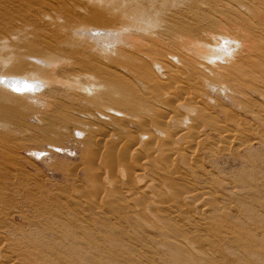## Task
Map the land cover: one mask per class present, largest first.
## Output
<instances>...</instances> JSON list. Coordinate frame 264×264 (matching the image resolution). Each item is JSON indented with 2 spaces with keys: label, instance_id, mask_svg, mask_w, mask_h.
Here are the masks:
<instances>
[{
  "label": "rangeland",
  "instance_id": "374dc122",
  "mask_svg": "<svg viewBox=\"0 0 264 264\" xmlns=\"http://www.w3.org/2000/svg\"><path fill=\"white\" fill-rule=\"evenodd\" d=\"M94 1L96 2V0H0V250L2 251H0V256L3 254L7 257L6 258L2 255L0 257V264H101V261H103L104 264L105 262L106 264H118V262L119 264H139L140 262H144L140 264H145V262L146 264H202L201 262L196 263L199 260L196 258L198 256L195 254H197V248L201 247L203 251H205L208 248L207 246V248L205 246L203 248L199 242L195 243L194 241L195 247L200 245L199 247L197 246V248H195V252L193 251L194 249L189 251L190 249H179L176 246H169L168 248L171 250L167 249V247L164 249L161 236L157 231L158 228L159 230L161 227L164 228L163 225L168 226L167 223H169V217L174 221L173 222L170 219V222L180 224L182 223L181 218L183 216L188 220V215L189 218H191L190 223H192L193 227L197 226L194 227V230L196 228V233L202 232L201 234H203V232H205L204 236L207 234L206 238L213 236L211 237L212 239H210V237L208 239L214 241L215 245H218L216 254L218 253L220 256L215 254L219 257V259L215 256V258H213L214 263L264 264V129H262L263 124L261 119L256 117L259 114L261 115L259 107H264V100L262 99L264 97L260 95L261 93H259L263 91L264 88L261 86V83H256V85L253 84V86L252 83L246 81L245 85L241 88L242 92H238L234 90V88H228L225 83H212L209 76L211 74H209V69L206 70L205 68V70L208 71V73H206V71L204 72V69L200 67V70L203 72L198 73L195 71L197 74L195 72L192 74L191 72L188 75V78L191 76L189 79H178H181L180 83L182 82L183 84H186L189 89H194L192 90V96H195L196 99L194 98L193 102L195 101L197 103L196 105L199 106L198 108L197 106L194 107L195 109L197 108V111L200 108V112H196V110L191 111V108L193 109V104H195V102H192L191 104L189 101H184V104L183 99L181 98L178 99V102L176 100V102L173 101L174 106H172L171 101L167 102L166 104L168 105L171 102V105H167V109H164V106L161 104L165 103L162 102L158 105L160 102L157 97L161 96L163 93L168 94L171 87H167V78L165 76V72H163L162 68L158 65L159 63H156V66L154 62L150 63L152 60L149 61V56H151V58H157L160 55V58H164V62L159 57L156 59L157 61L159 60L161 62L160 64L165 63L172 68L179 67L181 69L183 67L184 64L182 65L179 58L174 56L172 57V54L169 52V48H165L163 45H156L162 40V38H157V36H154L155 38L152 37V33H156V30H153L154 25L152 24H155L156 27L154 28L161 26L157 23L162 17L160 14L169 17V12V14L178 17L179 14L180 16H183L181 14L183 13L185 14L186 19L188 18L187 20L183 21L185 25L180 24V27L173 25L176 27V29L172 30L176 31L175 33L178 31L182 32L177 33L182 37L179 39V42L180 40L183 41L185 39L186 43H189L188 39L195 37L197 40L194 38L190 42L195 40L196 42H194L199 46L200 43H204L203 40L209 41L210 37L213 35H217L219 38V34L222 29H225L224 31H226V34L228 30L229 35H227L230 36L231 39L233 38L232 41L229 40L230 38H228L226 35L222 38V34H224V31H222L223 33L220 35L222 39L219 40L216 37L215 39L218 41L212 42L216 48H222L221 51L218 53V50L214 58L210 57V60L208 57V59H206L208 62H205L206 66L210 68V70H216L218 67H220L219 70H221V68L224 69V67L227 65L226 62L243 58V53L241 52H244V47L242 45L245 43L243 42L244 44H242L241 37L243 35L240 36L242 32H246V30L248 32L250 30V32L246 33L252 34L253 32H256L253 34L258 36V34H260L259 30H264V28H258V24L264 23V0H244V4L245 6L247 5V7H250L248 4H251V1L253 2L251 9L254 7L253 5H255V3L258 4H256L257 7L255 6L254 8V10H257L258 8V10L255 11V15L252 14L253 12L250 13L251 10L248 11L250 15L255 16L254 18L248 15L247 9H241L238 6L240 4H237L239 0H236L237 2L234 0H224L225 2L227 1L226 3L221 2L222 0H216L218 3H214L215 0L214 2L211 0H200L199 5H197L198 0H195L196 2L194 0H143V3L140 2L142 0H132L134 2L128 0L131 9L137 4L138 1L143 5L145 4L146 7H148L147 4L150 3L149 7L147 8L150 9L148 11L144 9L145 6L140 5V3H138L140 6L137 4L138 7H140L142 10H146V12L149 13L147 17L144 16L145 13L143 11L141 12L140 8L139 9L141 13L137 10V6L135 11V14L139 12L142 14V16H144L142 20L145 17H149L151 19L150 20L148 18L147 20L145 18L147 21H149L148 23L146 20L143 21H146L147 24L146 25L144 23L143 26L145 28L150 26L147 28V30L150 32L148 35L146 33L148 32L147 30H145V34H140L144 33L142 32L144 31V27L142 26L143 22H141L139 25L136 23L135 18L133 17L135 10L134 8L133 12H131V9L126 8V10H129L128 13H133H130L131 15L127 12L126 14L123 13L125 16H129L127 19V16L125 17L122 13L120 14L117 12L119 10L122 12L124 11V9L121 8L122 5L120 6L118 4L121 0H104L103 3H100L102 2L101 0L100 2L97 0V3L101 5L94 3ZM107 1H109L107 5L109 6V11L111 12L113 9L112 13H117L121 17L123 16L122 19L121 17H118L117 14L116 17L120 19L116 18L115 15L113 16V14L106 10L108 9L107 7H105V10L103 9V7L107 4ZM123 1L124 0H122L120 3ZM128 1L126 0L124 4L127 3L128 5ZM90 2H92V4H90ZM112 2H114V4ZM131 2L134 5H132ZM204 2L206 3L205 5L211 7L208 8L207 6L203 5ZM178 3L180 8L177 6ZM222 3L223 5H220V7L219 4ZM227 3H230L231 7L235 6V9L231 12L228 10L222 11ZM124 4L123 8L126 6V4ZM93 6L95 7L94 9ZM174 6H177L180 11H178L177 7L174 8ZM202 6L204 8H202ZM258 6H263V8ZM97 7L99 9H97ZM115 7H118L117 11V8ZM217 9H220L219 12L221 11V14H218ZM93 10L96 11L97 16ZM185 10L188 11V13ZM239 11L243 14H238ZM100 12H102L103 16H101L102 14L100 15ZM193 12L200 14V17L197 14H195L197 15L195 16L196 19H194L193 16L191 17V13ZM256 12L259 14L262 12L261 14L263 15L260 14L261 16H258L259 14L257 13L258 15H256ZM98 14L99 17L101 16L100 18L98 17ZM222 14L223 17L224 14L227 16L225 15L226 17L223 18ZM232 14L237 19L234 18ZM186 15H189L190 17ZM204 15L207 17H204ZM208 15L209 18L210 15L211 17L214 16L215 18L209 20ZM130 17L132 20H134L132 21ZM95 18L99 21L101 20L100 22H102V27L99 25L97 28L94 26L96 23H94L92 26V22L96 20ZM171 18L172 17L170 16L169 19ZM218 18L221 19V22L218 21ZM226 18H230V21L234 19L235 20L234 22L232 21V23L228 22L229 20ZM238 18L241 19L239 20ZM255 18H257V21ZM259 18L262 19L260 20L262 22L258 21ZM115 19L119 20L117 21L118 23L122 21L121 25L123 26H126V23L127 25L133 24V27H131V25L130 29L134 28V31L137 34H140V38L139 34L137 35L134 33L132 29L129 33V26H127L128 28L125 27L127 30L125 29L123 31L122 28L124 29V27H120L121 25L117 23L119 25L118 26ZM163 19L165 20V17ZM66 20L68 21L66 22ZM123 20H125L124 22L126 23L123 24ZM191 20L194 21L191 22ZM236 20L238 21L236 22ZM252 21L256 23V28H254L255 26L253 25ZM90 22L92 24H90ZM150 22L151 24L148 25ZM77 23L79 25H77ZM103 23L107 24L104 26ZM68 24L73 27L71 28L70 25L68 26ZM108 24L113 25L114 27L110 25L108 26ZM136 24L138 25L137 27H139V29L136 28ZM234 24L238 27H232L235 26ZM245 24L249 27H246ZM80 25L82 26L83 30L78 29ZM141 26L143 29L140 32L138 30H141ZM181 26H184V28L182 27L181 29ZM242 26H245L244 28L247 29H244ZM56 27L58 28L56 29ZM67 27L69 29H67ZM151 27L152 29H149ZM109 28L111 31L113 30V32L116 30V33L112 34ZM51 29L57 31L54 32V30L52 31ZM184 29L188 32H186ZM234 29L236 30L234 31ZM120 30L123 32L121 33ZM238 30H240V32ZM60 31H63L64 33ZM127 31L129 33L127 34L128 37L130 36L129 38L132 36L134 37L133 41L137 40V42H135L138 44V47L142 45L141 42L146 41L143 44H146L144 46L146 48V52L143 51V45V48L140 49L141 51L137 50L136 48L138 47H136L135 42L128 40L129 38L127 39L126 35H122ZM65 32L67 33V36ZM215 32H217V34H215ZM233 32H239L240 34ZM245 32L243 33L244 36L246 34ZM182 34L187 35L188 38ZM233 34L235 35L236 39H234ZM236 34L237 36L239 35L238 38ZM145 35L148 37H145ZM59 36L62 37L58 38ZM196 36H198V38ZM135 37H137V39H135ZM224 37H227L228 39H224ZM149 38L152 39L151 42L149 41ZM153 38L158 41H155ZM140 39H143V41H140ZM199 39H202V41H198ZM256 39L258 40L259 38L256 37ZM123 41H125L126 45L129 47L125 46ZM138 41L140 42L138 43ZM238 41H240V45ZM148 42L149 45H151V47L148 45L149 49L154 48L152 51H149L146 47ZM181 42L179 43L180 46L185 48H188L187 46L194 44L193 42L192 44L189 43L188 45L187 43L186 45L182 42L183 45H181ZM198 42L200 43L198 44ZM217 42L220 43V46ZM164 43H166V41ZM123 44L124 46H122ZM132 44L134 46H132ZM166 44H168L169 47L174 45L173 40L172 45L171 42ZM130 46H132V48L135 47L133 48L135 51ZM240 46H242V49ZM228 49L231 52L228 51ZM211 50H214V48ZM211 50L209 48L210 52ZM121 51L124 55H126L125 57L122 55ZM140 52H144L142 54L149 55L145 56ZM127 53L130 54L128 55ZM120 54L122 61H125V65L122 61H120ZM162 55H166L167 57L165 56V58ZM128 56L130 57L128 58ZM140 59H145V61L143 60L144 62L149 61V65L148 62L145 64L142 60L140 61ZM119 62H122L121 64L123 65L121 66ZM132 62H135L136 64H133ZM117 63L120 64V66L116 65ZM142 63L148 66L143 65L141 67ZM151 64L153 66L149 67ZM126 65H132V67H127L128 69L130 68V72L127 70V68H124ZM133 65H136V71L140 70L139 73L142 71L144 72V70L152 69L149 72L156 73V79H158V75V77H161V79L157 80V82L161 80L163 81L165 78L166 80L164 79V81L166 83H164V81L160 82V86H162L164 83V86L161 88L157 87L159 84L157 86L153 85V88L151 86L152 84H147L145 81L144 85V82L139 80L140 75H138L139 77L137 75H135L136 77L134 76L136 71L133 68ZM145 67H147V69L143 70ZM185 67L186 66H184V68ZM101 68L104 73L102 72ZM109 69H111L109 73L111 76L106 74L109 72ZM113 69L116 73H118L117 77L114 71H112ZM131 69H133L135 72L133 73ZM96 71L98 72L96 73ZM99 71L105 76H101ZM105 71L107 72L105 73ZM161 71L164 78L161 76ZM98 73L100 77H98ZM106 77L112 81L109 82ZM123 77H125V79ZM24 78L36 80L41 86L39 89L33 87L30 89L27 88V90H25L23 87H21V84L25 83ZM98 78H100V80H97ZM121 78H123V80ZM114 79L116 82H113ZM125 82L134 85L131 86ZM175 82H177V80H175L174 83ZM105 83H109L108 86ZM123 83L127 86H125ZM113 84L116 86L119 85V88L124 86V89H118V87L116 88V86H112ZM19 85L21 88L18 87ZM95 85H98V88ZM139 85H141L142 88ZM149 85L150 89H145ZM132 87L133 89H131ZM192 87H195L196 89ZM250 87L253 88L251 89ZM17 88L21 90L20 93L15 91ZM85 88L86 90H83ZM114 88L118 91H116ZM128 88L129 91H127ZM136 88L139 91L136 90ZM151 88H157L158 90L161 89L160 91H157V93L161 92L160 95H156L154 90V92H152L154 96L153 97L151 95V90L153 89ZM256 88H258L259 92L256 90ZM231 89H233L235 93ZM131 90L134 91H132L133 93L136 91L138 92H136L135 96H133L134 94L129 93ZM171 91L172 89H170V92ZM193 91H196L197 93ZM118 92L119 94H117ZM124 93L127 97L124 95ZM241 93L243 94L241 95ZM147 94L150 96V99ZM129 95L133 97L130 98L128 97ZM136 95L141 97L142 100L137 96L138 99L143 101L142 103L136 98ZM124 97L125 100L128 101L126 105L124 103L126 101H123ZM127 98L134 99V101L137 102H134L133 100L129 101ZM179 101H181L180 104H178ZM146 102L149 105L146 104ZM240 102H242L241 106L239 105ZM244 103H247V105L251 108L256 107L258 109L251 110V108L247 107L246 104V106L243 107ZM176 104L184 105L182 108V105L181 107H177ZM142 105H144V108ZM127 106L130 107L127 108ZM154 106L158 107L156 108ZM170 106L171 108L180 107V109H178L180 115L178 113L177 114L179 116L175 114V111L172 110H175L176 108L171 109ZM159 107H162L163 110ZM245 107H247L246 109L249 108L250 114L246 112L247 110ZM155 108L162 110L159 111L158 114L163 112L164 116H162L161 113V115L157 117L158 115L156 116L155 114ZM188 108H190V110ZM168 109L172 111V113H170ZM185 111H189V113L187 112L189 114L188 116L193 117L188 119ZM147 112L149 116L147 115ZM252 113H255L256 115ZM165 114L167 116H165ZM262 114L264 115V113ZM169 115L171 122L168 118ZM206 115L211 117L214 116L212 119H217L213 120L214 122L216 121L215 124H220L215 126V124H212V121H210L211 118H209V116L207 117ZM232 115L233 117H231ZM172 116L176 118H171ZM203 116L205 118H203ZM232 118L236 121H234ZM139 121H141V123ZM235 122L239 124L240 129L236 127L237 124L235 125ZM190 125L192 126V129L190 128ZM222 125L224 126V129L222 130H220L221 128H217L218 130L215 128ZM194 126H196V128ZM212 128L215 129L213 130ZM241 128L243 129V132L240 136V141L232 142V140H229L227 138L228 136L224 134L226 131L230 132V135L237 134L235 130H242ZM255 130L258 132L260 131L261 133H256ZM240 132L241 131H238V133ZM172 133L174 134L172 135ZM224 135L227 136L226 138L228 140L224 141V138L222 137ZM258 136L260 138H258ZM188 137L190 139H188ZM191 143L192 145L189 146ZM170 148L173 151L169 150ZM168 152L171 153L169 155L170 157L168 156ZM212 153L215 155L213 156ZM184 155L187 156L185 157ZM188 157L189 159H187L188 161L186 162V165L183 159L185 160ZM129 164H133L132 168L134 165L135 167L132 169L130 168L131 166ZM196 165L201 167L197 169L198 167ZM128 167L134 171L132 172ZM176 169L180 170L177 171ZM216 177H218V179L224 183L217 180ZM204 180H207L210 183L207 181L205 182ZM181 181L184 183L182 184ZM199 181H201L200 184H214V187H209L208 184L204 185L205 187L203 185L202 186L203 190L209 188V190H212L210 191L211 193H213V190H215L216 193H214L216 196L217 194L220 195L218 199H215L213 205H218L217 209H220L219 212L225 213L221 218L218 220L210 218L213 219V221L207 222L205 224L206 226L204 224L195 225L196 222L199 221V218L197 219L198 216L195 217L191 211L187 209L188 204H190V207H192V204L194 205L192 202H198L194 201V199L191 203L189 202L184 207L185 210H183V212L185 213L182 212L183 215L179 219L175 216V214L172 216L173 214L171 215L169 213L170 216H168L169 214H167L168 212L165 210H162L161 213L160 211H157V213L159 212L158 214L160 215L159 219L157 220L152 219L153 216L149 217L154 212L156 213V208L154 209L155 202H160L162 205L164 203V199L170 198V200H168V204L165 200L163 206L169 205L171 203V195L179 197V193L181 198L174 197V199L176 198V200H181L187 195V190L182 189H187L189 186L202 190V186L199 185ZM222 183L223 185H220ZM217 185L220 186L216 187ZM181 186H183V188ZM215 187L216 189H214ZM170 188L171 190H174L172 188L177 189V192L174 190V193L170 190ZM160 193L161 195L167 194L162 195L165 197L162 198ZM231 193L236 197L231 195L232 199H230L231 197H229V195ZM157 195H159L161 198H159ZM226 196L229 197L230 200ZM159 199H163L162 202ZM133 201L134 203L136 202V204H140L143 207H139L137 205L133 206L134 203L131 205V202ZM142 203L144 204L142 205ZM159 204L158 206H161ZM127 205H131V207H128ZM149 205L152 206V208ZM208 205L210 206V204ZM219 206H221V208H218ZM144 208H146L147 211H145L146 209ZM200 208L201 207H199V209ZM227 208L230 209L228 210ZM150 209H153V211ZM251 211H253V213ZM151 212L153 213L150 214ZM164 212H166V214ZM155 213L153 215H155ZM164 214L165 216L162 217L161 215ZM186 215L187 217H185ZM190 215L192 217H190ZM250 218L252 220H250ZM150 220L156 222H150ZM143 221L147 223V226L150 228L151 226L154 228H147ZM161 224L163 225L161 226ZM220 225L223 227V229L220 227ZM139 227L146 229L141 230ZM224 227L226 231L224 230ZM118 229L121 232H119ZM192 229H186V232L184 231L185 233L183 232L182 235L185 236L187 233L190 235V232L194 231ZM198 229L202 231L200 232ZM216 230L218 231L220 238L219 236L217 237V234H214L217 233ZM144 233H146V235ZM193 233L195 234V231ZM194 234H191V236H194ZM189 235H186V237H190ZM193 236L192 238L195 237ZM129 237L130 239L132 238L131 240L137 239L133 242L129 240ZM214 237L218 240H215ZM139 241L143 243V246ZM131 243L133 245H131ZM220 243L224 244L222 245ZM145 244L146 247L144 246ZM147 245H149L148 248ZM229 245H231L232 249ZM172 248L174 249L172 250ZM201 248H199L200 250L198 251H202ZM141 249L144 252L140 251ZM147 251L148 255L146 253ZM171 251H174V253ZM259 251L261 255L258 253ZM142 253H145V256ZM158 253L159 255H162L158 256ZM139 255L142 256V258L145 257L147 260L140 259ZM169 255L171 258H169ZM234 255H236L237 258ZM148 256H150L151 259L154 257L152 259L153 261L150 260V257L148 258ZM176 256L182 257L181 263L176 262ZM35 257L38 259L36 260ZM173 258L175 261L172 260ZM166 261H170V263Z\"/></svg>",
  "mask_w": 264,
  "mask_h": 264
},
{
  "label": "bare ground",
  "instance_id": "6f19581e",
  "mask_svg": "<svg viewBox=\"0 0 264 264\" xmlns=\"http://www.w3.org/2000/svg\"><path fill=\"white\" fill-rule=\"evenodd\" d=\"M90 1H92V0H90ZM101 1H102V2H100V0H98V2H100V3H103L104 0H101ZM109 1H111V0H109ZM109 1L106 2L107 4H106L104 7L102 6L104 10H105V7H107V8L109 7V6H107L108 3H109ZM119 1H120V0H119ZM119 1H118V2H119ZM121 1H122V0H121ZM121 1H120V2H121ZM127 1H128V0H127ZM131 1H132V0H131ZM135 1H136V0H135ZM194 1H195V0H194ZM199 1H200V0L197 1V2H198L197 5L200 4ZM211 1L214 2V0H211ZM211 1H209V2L212 3ZM231 1H232V0H231ZM231 1H230V2H231ZM234 1H236V0H234ZM234 1H233V2H234ZM254 1H256V0H254ZM260 1H261V0H260ZM120 2H119L118 4H119L120 6L122 5L121 8L124 9V11L122 12V11L119 10V11H120V12H119V11H117V10H118V7H115V8H117L116 11H117L118 13H120V14H121V13H122V14H123V13L126 14V12L128 13L129 10H126V8L131 9L130 6H129V4H130L129 1H128V5H127V3H125L126 6H127V7L124 6L125 8H123V4H124V2H126V0H124L122 3H120ZM132 2H134V1H132ZM132 2H131V4L134 5ZM140 2L143 3V0L140 1ZM140 2L138 1L137 4L140 3ZM195 2H196V1H195ZM195 2H194V3H195ZM216 2L218 3V1L215 0L214 3H216ZM221 2L224 3L225 1L222 0ZM221 2H219V3H221ZM226 2H227V1H226ZM226 2H225V3H226ZM236 2H237V1H236ZM241 2H243V3H241ZM245 2H246V1H245ZM258 2H259V1H258ZM94 3H97V0H96V2L94 1ZM112 3L114 4V2H112ZM141 3H140V5H143V4H141ZM210 3H209V4H210ZM223 3H222V4H219V6H220V5H223ZM239 3H240V4H239ZM248 3H249V2H248ZM252 3H253V2L251 1V4H250V3L248 4V5H250V7H249V6L247 7V5L245 6V4H244V0H239L237 4H239L238 6H239L241 9H242V8L247 9V13H248V15H249V16H252V17L254 18L255 16L250 15L248 11L251 10L250 13L253 12L252 14L255 15V11H257L258 8H257V10H254V8H255V6H256V4H257V3H255V5H253L254 7L252 8V9L254 10V11H253V10L251 9V5H252ZM259 3H261V2H259ZM90 4H92V2H90ZM97 4H98V5H101V4H99V3H97ZM104 4H105V3H104ZM110 4H111V3H110ZM125 4H124V5H125ZM135 4H136V3H135ZM137 4L133 6V8H134L135 10H134L133 8L131 9V12H133V10H134V14L131 13V12H130V13L134 15L133 17L135 18L136 23H138V25H139V24H140L141 22H143L144 20H146V19L148 20L149 17H148V18H146V17L149 15V13L146 12V10H147V11L150 10V9H147V8L149 7V4H150V3L147 4L148 7H146L145 4L143 5V6L146 7V8L144 7V9H146V10H142L140 7L137 6ZM201 4H202V2H201ZM205 4H206V3L204 2L203 5H205ZM235 4H236V3H235ZM237 4H236V5H237ZM102 5H103V4H102ZM119 5H118V6H119ZM138 5H139V4H138ZM140 5H139V6H140ZM178 5H179V3L177 4V6H178ZM195 5H196V4H195ZM212 5H214V4H212ZM257 5H258V4H257ZM263 5H264V4H263ZM91 6H92V5H91ZM91 6H90V8H91ZM94 6H96V5H94ZM94 6H93V9L95 8ZM128 6H129V7H128ZM136 6L138 7V9H137ZM143 6H142V7H143ZM177 6H174V8L177 7ZM205 6H207V5H205ZM232 6H234V5H232ZM98 7H99V6H98ZM98 7H97V9H99ZM110 7H111V6H110ZM112 7H113V6H112ZM131 7H132V6H131ZM178 7L180 8V6H178ZM178 7H177V8H178ZM188 7H189V6H188ZM196 7H197V6H196ZM196 7H195V8H196ZM207 7H208V6H207ZM209 7H211V6H209ZM209 7H208V8H209ZM220 7H221V6H220ZM256 7H257V6H256ZM258 7H262V8H263V6H258ZM115 8H114V9H115ZM139 8L141 9V12L143 11V12L146 14V15H145V14L143 13L144 16H146V17H145L146 19L144 18V19L142 20V18H143L144 16H142V14H140L141 12H140V9H139ZM150 8H151V7H150ZM179 8H178V11H180ZM184 8H185V7H184ZM191 8H192V7H191ZM191 8H189V9H191ZM195 8H194V9H195ZM202 8H204V7L202 6ZM218 8H219V7H218ZM222 8H223V7H222ZM136 9H137L140 13L137 11L138 13L136 12L137 14H135ZM200 9H201V8H200ZM200 9H197V10H200ZM234 9H235V6H234V7H231V4H230V3H227V5L224 6V8L222 9V11H223V10H228V11L231 12V11L234 10ZM236 9H237V8H236ZM244 9H243V10H244ZM91 10H92V9H91ZM95 10H96V9H95ZM95 10H93V11H95ZM106 10L109 11V8L106 9ZM167 10H168V9H167ZM170 10H171V9H170ZM192 10H193V9H192ZM212 10H213V9H212ZM217 10H218V11H217L218 14H221V11L219 12L220 9H217ZM243 10H242V12H243ZM263 10H264V9H263ZM97 11H98V10H97ZM112 11H113V9L111 10V12H110V11H109V12H110L111 14H113ZM165 11H166V10H165ZM185 11H186V10H185ZM185 11H184V12H185ZM190 11H191V10H190ZM190 11H189V12H190ZM193 11H194V10H193ZM215 11H216V10H215ZM228 11H227V12H228ZM237 11H238V10H237ZM245 11H246V10H245ZM261 11H262V10H261ZM105 12H106V11H105ZM109 12H108V13H109ZM174 12H175V11H174ZM186 12L188 13V11H186ZM186 12H185V13H186ZM198 12H200V11H198ZM203 12H204V10H203ZM212 12H214V11H212ZM217 12H216V14H217ZM242 12L239 11L238 14H239V13H240V14H243ZM94 13H96V11H95ZM114 13H115V10H114ZM130 13H128V14H130ZM162 13H164V12H162ZM166 13H167V11H166ZM170 13H171V12H170ZM180 13H181V12H180ZM193 13H194V12H193ZM193 13H191V17L193 16L194 19H196L195 16H197V15L200 17V14H197V12H195L194 14H193ZM201 13H202V12H201ZM257 13H258V12H256V15L259 14V13H258V14H257ZM261 13H262V12H261ZM261 13H260V14H261ZM91 14H92V13H91ZM101 14H102V12H100V15H101ZM116 14H117V13L113 14V16L115 15V17H116ZM131 14H130V15H131ZM173 14H174V13H173ZM175 14H176V13H175ZM181 14H182L183 16H180V14H179V16L176 17V16H173L172 14H169V12H168V15H170V16L172 17L171 19H169L170 16L168 17V16H164L163 14H160V16L162 15V17H163V16L165 17V20L163 19L164 17H163V18L161 17V19H163V20L160 19V20L157 22V23H158L159 25H161V26H160V27L157 26V28H154V27H156L155 24H154V23L152 24V25H154V27L151 25V26L153 27V30H154V29L156 30V31L154 30L156 33H154V32L152 33V35H153L152 37L157 36V38H158V37L162 38V40H161L159 43L156 42V43H157L156 45H157V46L163 45L165 48H169V52H170V54H172V57L174 56V57L179 58L180 61H181V63H182V65L184 64L183 67H182L181 69H180L179 67H174V68H172L171 66H169V65H167V64H165V63H164V64H160L161 62H160L159 60H158L159 62L156 60V59H158V57H159L160 55H159L157 58L154 57L155 59H154L153 57L151 58V56H149V58H150L149 61L152 60L150 63H152V62H154L155 64H156V63H159L158 65L162 68L163 72H165V76H166V78H167V82H168V83H166V82L164 81L165 78L162 76L163 73H162V71H161V76L164 78V79H163V78H162V79H163L164 83H166V85L168 84L167 87L170 86V87H171L170 89H172L171 92H170V89H169V93H168V94H166V93L164 94V93H163V94H161V96L157 97L158 100H159V102H160V103H158V102L156 101V102L158 103V105L161 104L162 102H164L165 104L162 103L161 105L164 106V107H163L164 109H167V105H168V104H166L167 102L171 101V102H172V106H174V105H173V103H174L173 101L176 100V101L178 102V99H179V98L183 99V102H184V101H185V102H186V101H189V102H191V104H192L193 99L195 98V96H192V90H194V89H189L188 86H186V84H183L182 82L180 83V80H181V79H180V80H178V79H179V78L189 79L191 76L188 78V75H189L191 72H192V74H193L195 71H197L198 73L203 72V71L200 70L201 68L204 69V72H205L206 70L209 69V70H208V71H209V74L211 73L209 76H210V80H211L212 83H215V84H218V83H219V84H221V83H225V84L228 86V88H234V90H236V91H238V92H242V91H241V88H242V86L245 85V82H246V81H249L250 83H252V85H253V84L256 85V83H261V86L264 88V30H259V29H258V30H259V33H260V34H258V36L254 35L253 33H256V32H253V31H251V32H253V33H252L253 35H252L251 33L247 34L248 32H250V30H249L248 32H247V30H246L247 33L244 31V32L247 34V35L245 34V36H244V34H243L244 32H242V34L239 33L240 30H238L239 32H233V33H239L240 36L243 35V36L241 37V38H242V44L245 43L244 45L241 44V45L244 47V48H243L244 52H241V53H243V58H240V59L238 58L239 60L234 59L235 61L231 60V61L226 62L227 65H226V67H224V69L221 68V70H219L220 67H218L216 70H210V68H208V67L206 66V63H205V62H208V61H206V59H208V57H209V59H210V57H211V58H214V57L216 56V54H217V51L219 50V51H218V53H219V52L221 51V49H222V48L220 49V47H219V48H216V47L213 45L214 43H212V42H214V41H218V40L215 39L216 37H217V39H219V40L222 39L223 36H225V35H226L228 38H230V36H228V35H229V34H228V30H227V34H228V35L225 33L226 31H224L225 29H224V30L222 29V31H224V34H222V38L220 37V35H221V33H223V32L220 30L221 32L219 31V32H220V34H219V38H218L217 35H213V36L210 37L209 41H207V40L204 41V40H203L204 43H200V42H198V44L200 43L199 46L197 45V43H195V42H196L195 40H197L195 37H194V38H195V40H194L195 42L193 41L194 44H192L193 42H190V41H192V40L194 39L193 37H191L192 39L189 38L190 40L188 39V41H189V43L192 44V45L190 46L189 43L187 42L188 45H189V46H187L188 48H185V47H183V46L181 47L179 43H180L182 40H180V42H179V39H181L182 37L180 36V34H179V35L177 34L179 31H178L177 33H175L176 31H172V30H175V29H176V27H174L175 25H176L177 27H180V26H179L180 24L185 25L183 21L187 20L188 18L186 19L185 14H183V13H181ZM195 14H197V15H195ZM202 14H203V13H202ZM204 14H205V13H204ZM208 14H209V13H208ZM238 14H237V15H238ZM260 14H259L258 16H261V15H263L264 13L261 14V15H260ZM92 15H93V14H92ZM105 15H106V14H105ZM109 15H110V14H109ZM117 15H118V14H117ZM166 15H167V14H166ZM177 15H178V13H177ZM206 15H207V14H206ZM206 15H204V17H205ZM211 15H212V14H211ZM211 15H210V18H209V15H208L209 20H212V19L215 18L214 16L211 17ZM225 15H226V14H224V17L227 16V15H226V16H225ZM237 15H236V16H237ZM96 16H97V13H96ZM101 16H103V14H102ZM101 16H100V17H101ZM107 16H108V15H107ZM123 16H125V15L123 14ZM123 16H122V17H123ZM126 16H127V17H126ZM126 16H125V17L128 19L129 16H128V15H126ZM186 16H189V15H186ZM232 16H233V14H232ZM258 16H257V17H258ZM94 17H95V15H94ZM94 17H93V18H94ZM98 17H99V14H98ZM98 17H97V19H98ZM100 17H99V18H100ZM110 17H111V15H110ZM118 17H121V16L118 15ZM118 17H116V18H118ZM122 17H121V19H122ZM153 17H154V16H153ZM189 17H190V16H189ZM206 17H207V16H206ZM217 17H220V16H217ZM222 17H223V14H222ZM224 17H223V18H224ZM229 17H230V16H229ZM233 17L236 18L235 16H233ZM241 17H244V16H241ZM93 18H92V19H93ZM130 18H131V17H130ZM184 18H185V19H184ZM261 18H262V17H261ZM95 19H96V18H95ZM97 19H96L95 21L92 22L93 24H92L91 22H90V24H92V26H93L94 23H96V25H94V26H96V27L98 28L99 25H101L102 22H100L101 20L99 21V20H97ZM101 19H102V18H101ZM104 19H105V18H104ZM113 19H114V18H113ZM118 19H120V18H118ZM123 19H125V18H123ZM149 19H150V18H149ZM152 19H153V18H152ZM198 19H199V18H198ZM216 19H217V18H216ZM218 19H219V18H218ZM226 19H228V18H226ZM226 19H225V20H226ZM236 19H237V18H236ZM238 19H239V18H238ZM240 19H241V18H240ZM240 19H239V20H240ZM250 19H251V17H250ZM256 19H257V18H255V20H256ZM90 20H91V16H90ZM102 20H103V19H102ZM107 20H108V18H107ZM109 20H111V19H109ZM115 20H116V24H117V23H118L117 21H119V20H117V19H115ZM131 20H132V18H131ZM133 20H134V19H133ZM133 20H132V21H133ZM147 20H146V21H147ZM150 20H151V19H150ZM220 20H221V19H219L218 21H220ZM228 20H229L228 22H232V21L234 22L235 19H234V20L231 19L232 21H230V18H229ZM252 20H254V19H252ZM260 20H262V19L259 18L258 21H260ZM67 21H68V20H66V22H67ZM103 21H105V20H103ZM120 21H121V20H120ZM124 21H125V20H123V24L126 23V22H124ZM146 21L143 22L142 26L144 25V23L146 24ZM161 21H162V22L164 21V22L162 23ZM192 21H194V20H191V22H192ZM218 21H217V23H218ZM222 21H223V20H222ZM226 21H227V20H226ZM226 21H225V22H226ZM237 21H238V20H236V22H237ZM241 21H243V20H241ZM256 21H257V20H256ZM84 22H86V21H84ZM105 22H106V21H105ZM111 22H112V21H111ZM111 22H110V23H111ZM114 22H115V21H114ZM121 22H122V21H121ZM121 22L118 23V24L121 25V24H122ZM148 22H149V21H147V23H148ZM215 22H216V21H215ZM220 22H221V21H220ZM233 22H232V23H233ZM244 22H245V21H244ZM244 22H243V23H244ZM252 22H253V25L255 26L256 23H255L254 21H252ZM260 22H262V21H260ZM97 23H98V24H97ZM99 23H100V24H99ZM129 23H130V22H129ZM160 23H162V24H160ZM189 23H190V21H189ZM201 23H202V22H201ZM205 23H206V22H205ZM210 23H211V22H210ZM239 23H240V22H239ZM239 23H237V24H239ZM245 23H246V22H245ZM66 24H67V23H66ZM73 24H74V22H73ZM103 24H104V23H103ZM106 24H107V23H106ZM106 24H104V26H105ZM118 24H117V25H118ZM150 24H151V22H150L148 25H150ZM158 24H156V25H158ZM194 24H195V22H194ZM208 24H209V23H208ZM229 24H230V23H229ZM235 24H236V23H235ZM235 24H234V25H235ZM249 24H250V23H249ZM263 24H264V23H263ZM263 24H262V23L258 24V28H264V27H263V26H264ZM69 25H70V24H68V26H69ZM75 25H76V23H75ZM77 25H79V24L77 23ZM109 25H110V24H108V26H109ZM125 25H126V26L121 25L120 27H124V29L122 28V30L124 31V30L126 29L125 27L129 26V29H128V30H129V33H130V32H131L130 30L132 29V28L130 29V26L132 25L131 27H133V24H131V25H127V23H126ZM138 25L136 24V28H137V29H139V27H137ZM146 25H147V24H146ZM173 25H174V26H173ZM199 25H200V24H199ZM227 25H228V24H227ZM230 25H232V24H230ZM230 25H229V26H230ZM240 25H241V24H240ZM240 25H239V27H240ZM245 25H246V24H245ZM58 26H59V25H58ZM63 26H64V25H63ZM65 26H66V25H65ZM80 26H81V25H80ZM80 26H79L78 29L83 30L82 26H81V27H80ZM102 26H103V25H101V27H102ZM110 26H113V25H110ZM118 26H119V25H118ZM118 26H117V27H118ZM142 26H141V30H138V31H140V32L142 31V29H143ZM189 26H190V25H189ZM229 26H228V27H229ZM235 26H236V27H235ZM235 26H232V27H234V28H237V27H238L237 25H235ZM250 26L253 27L252 25H250ZM256 26H257V25H256ZM256 26H255L254 28H256ZM52 27H53V26H52ZM54 27H55V26H54ZM70 27L72 28L73 26L70 25ZM83 27H84V26H83ZM106 27H107V26H106ZM113 27H114V26H113ZM120 27H119V29H120ZM143 27H144V26H143ZM146 27H147V26H146ZM148 27H150V26H148ZM148 27H147V28H148ZM152 27L149 28V29H152ZM182 27L184 28V26H181V29H182ZM198 27H199V26H198ZM230 27H231V26H230ZM232 27H231V29H232ZM242 27L244 28L245 26H242ZM246 27H249V26L246 25ZM57 28H58V27H56V29H57ZM63 28H64V27H63ZM85 28H86V27H85ZM107 28H108V27H107ZM107 28H106V30H107ZM127 28H128V27H127ZM147 28L144 27V29H143L144 31H142V32H144V33H140V34H145V30H147ZM185 28H186V26H185ZM67 29H69V28L67 27ZM116 29H117V28H116ZM186 29H187V28H186ZM194 29H195V28H194ZM240 29H241V28H240ZM244 29H247V28H244ZM248 29H250V28H248ZM51 30H52V29H51ZM53 30H54V29H53ZM53 30H52V31H53ZM58 30H59V29H58ZM64 30H65V29H64ZM64 30H63V31H64ZM109 30H110V28H109ZM114 30H115V29H114ZM126 30H127V29H126ZM132 30L134 31V28H133ZM153 30H152V31H153ZM184 30H185V29H184ZM184 30H183V31H184ZM188 30H189V29H188ZM232 30H233V29H232ZM235 30H236V29H234V31H235ZM242 30H243V29H242ZM52 31H51V32H52ZM56 31H57V30H54V32H56ZM63 31H60V32H63ZM77 31H79V30H77ZM110 31H111V30H110ZM110 31H109V32H110ZM120 31H121V30H120ZM123 31H121V33H122ZM136 31H137V30H136ZM147 31H148V32H146V33H147V35H148V33H150V32H149V30H147ZM152 31H151V32H152ZM180 31H182V30H180ZM185 31H186V30H185ZM60 32H59V33H60ZM66 32H67V31H66ZM66 32H65V34H66V36H67V33H66ZM80 32H82V31H80ZM104 32H105V31H104ZM111 32H112V34H113V33H116V30H115V32H113V30H112ZM186 32H188V31H186ZM193 32H194V31H193ZM63 33H64V32H63ZM63 33H62V34H63ZM125 33H126V34H125ZM125 33H123L122 35H126V36H127V39H128V38L130 37V36L128 37V35H127V34H129L128 31L125 32ZM134 33H136V32L134 31ZM179 33H182V32H179ZM183 33H185V32H183ZM60 34H61V33H60ZM60 34H58V35H60ZM112 34H111V35H112ZM131 34H132V33H131ZM136 34H137V33H136ZM138 34H139V33H138ZM138 34H137V35H138ZM140 34H139V38H140ZM186 34H189V33H186ZM215 34H217V32H215ZM56 35H57V33H56ZM104 35H106V34H104ZM134 35H135V34H134ZM147 35H145V37H148ZM149 35H151V34H149ZM182 35H184L185 37L188 38L187 35H185V34H182ZM192 35H193V34H192ZM233 35H234V34H233ZM233 35H232V37H233ZM52 36H53V35H52ZM62 36H63V35H62ZM62 36H59L58 38H60V37H62ZM68 36H69V35H68ZM108 36H109V35H108ZM126 36H125V37H126ZM141 36H142V35H141ZM190 36H191V35H190ZM190 36H189V37H190ZM194 36H195V35H194ZM236 36H237V34H236ZM238 36H239V35H238ZM238 36H237V38H238ZM47 37H48V36H47ZM145 37H143V38H145ZM185 37H184V38H185ZM196 37L198 38V36H196ZM227 37H224V39L227 38ZM256 37L259 38V39L257 40ZM58 38H57V39H58ZM64 38H65V37H64ZM70 38H71V37H70ZM70 38H69V39H70ZM133 38H134V37L131 36V38H129L128 40H131L132 42H135V41L137 42V40H134V41H133ZM141 38H142V37H141ZM154 38H155V37H154ZM154 38H153V39H154ZM187 38H186V40H187ZM213 38H214L215 40H214ZM228 38H227V39H228ZM116 39H117V37H116ZM135 39H137V37H135ZM146 39H148V38H146ZM149 39H150V38H149ZM232 39H233V38H232ZM232 39L230 38L229 40L232 41ZM234 39H236L235 35H234ZM59 40H60V39H59ZM123 40H124V39H123ZM138 40H139V39H138ZM151 40H152V39H150L149 41L151 42ZM154 40H155V39H154ZM164 40L166 41V43L171 42V45H172V40H173V44H174L175 46H174V45H172V46L170 45L171 47H169L168 44L164 43V42H165ZM239 40H240V39H239ZM125 41H126V39H125ZM125 41H123V42L125 43V46L129 47L128 45H126V42H125ZM140 41H143V39H140ZM140 41H138V43H139ZM155 41H158V40H155ZM167 41H168V42H167ZM184 41H185V39H184L182 42L185 43V44L187 45L186 41H185V42H184ZM198 41H202V39H199ZM235 41H237V40H235ZM48 42H49V41H48ZM127 42H128V41H127ZM136 42H135V45H136V47H138V44H136ZM145 42H146V41H145ZM145 42H141L142 45H143ZM182 42H181V45H183ZM233 42H234V40H233ZM238 42H239V45H240V41H238ZM238 42H237V43H238ZM243 42H244V43H243ZM119 43H120V42H119ZM130 43H131V42H130ZM154 43H155V42H154ZM217 43H218V45L220 44L219 42H217ZM229 43H230V42H229ZM246 43H247V45H246ZM128 44H129V42H128ZM195 44H196V45H195ZM130 45H131V44H130ZM139 45H141V44H139ZM142 45H141L140 47L136 48V49H137V50H140V49L143 48L146 44L143 45V47H142ZM148 45H149V42H148V44H147L146 47H147V49H148L149 51H152V49H154V48L149 49V46L151 47V45H149V46H148ZM152 45H153V44H152ZM156 45H154V46H156ZM186 45H185V46H186ZM122 46H124V44H123ZM132 46H134V45L132 44ZM132 46H130V47L132 48ZM219 46H220V45H219ZM232 46H233V45H232ZM234 46H235V45H234ZM242 46H240V48H241ZM211 47H212V48H211ZM230 47H231V46H230ZM133 48H135V47H133ZM133 48H132V49H133ZM209 48H210V50L214 48V50H211L212 54H211V52L209 51ZM227 48H228V47H227ZM240 48H239V49H240ZM145 49H146V48L144 47V49H143L144 52H146ZM229 49H230V48H229ZM229 49H228V51H230ZM233 49H234V48H233ZM241 49H242V48H241ZM241 49H240V50H241ZM133 50L135 51V49H133ZM225 50H227V49H225ZM123 51L126 52L125 50H123ZM140 51H141V50H140ZM213 51H214V52H213ZM222 51H223V50H222ZM241 51H242V50H241ZM144 52H142V53H144ZM164 52H165V51H164ZM166 52H167V51H166ZM209 52H210V53H209ZM230 52H231V51H230ZM121 53H122V55H123L124 57L126 56V55L123 54L122 51H121ZM135 53H136V52H135ZM140 53H141V52H140ZM142 53H141V54H142ZM232 53H233V52H232ZM125 54H126V53H125ZM127 54L129 55L130 53H127ZM233 54H234V53H233ZM131 55H133V54H131ZM137 55H138V54H137ZM142 55H145V56L147 55V56H148L149 54H142ZM218 55H219V54H218ZM238 55H239V54H238ZM145 56H144V57H145ZM162 56H164V55H162ZM165 56H166V55H165ZM165 56H164V57H165ZM168 56H169V55H168ZM235 56H236V55H235ZM129 57H130V56H128V58H129ZM160 57H161V56H160ZM160 57H159V58H160ZM166 57H167V56H166ZM166 57H165V58H166ZM119 58L121 59L120 61H122L121 54H120ZM128 58H127V59H128ZM133 59H134V58H133ZM133 59H132V60H133ZM160 59L164 62V60H163L164 58H163V59L160 58ZM173 59H174V58H173ZM123 60H124V58H123ZM128 60H129V59H128ZM130 60H131V59H130ZM134 60H135V59H134ZM138 60H139V59H138ZM141 60H142V59H140V61H141ZM143 60L145 61V59H143ZM143 60H142V61H143ZM155 60H156V61H155ZM200 60H203V61H200ZM210 60H211V59H210ZM140 61H139V62H140ZM144 61H143V62H144ZM149 61H147V62H148V65H149ZM122 62H123V61H122ZM122 62H121V63H122ZM147 62H144V63L147 64ZM163 62H162V63H163ZM119 63H120V62H119ZM121 63H120V64H121ZM132 63H133V62H132ZM132 63H131V64H132ZM134 63H135V62H134ZM134 63H133V64H134ZM154 63H153V64H154ZM114 64H115V63H114ZM120 64L117 63L116 65L120 66ZM123 64L125 65V61L123 62ZM123 64H121V66H122ZM127 64H128V63H127ZM135 64H136V63H135ZM140 64H141V62H140ZM143 65H144V64L142 63L141 67H142ZM148 65H144V66H148ZM130 66L132 67V65H130ZM130 66H127V65H126V67H124V68L130 67ZM135 66H136V65H135ZM135 66L133 65V68H134V69H135ZM137 66H138V65H137ZM139 66H140V65H139ZM151 66H153V65L151 64L149 67H151ZM156 66H157V64H156ZM159 66H158V67H159ZM184 66H186V67L184 68ZM256 66H257V67H256ZM97 67H98V66H97ZM149 67H148V68H149ZM200 67H201V68H200ZM215 67H216V66H215ZM98 68H99V67H98ZM152 68H155V67H152ZM205 68H206V70H205ZM105 69H106V68H105ZM105 69H104V70H105ZM136 69H137V68H136ZM136 69H135V71H136ZM144 69H147V67L143 68V70H144ZM149 69H151V68H149ZM182 69H183V71H182ZM203 69H202V70H203ZM101 70H102V68H101ZM110 70H111V69H109V72H107L108 70L105 71V73L107 72L106 74L110 75V74H109V73H110ZM127 70H129V72H130V68H129V69L127 68ZM141 70H142V68H141ZM151 70H152V69H151ZM151 70H144V72L142 71L141 73H139L140 70H138V71H136V74H134V76H135V75H137V76L140 75L139 80H141L142 82L145 81V82H147V84H148V83H149V84H152L151 86L154 88L153 85L157 86L160 82H163V81L161 80V81H158V82H157V80H160L161 77H158V76H159V75H158V76H157L158 79H156V77H155V76H156V75H155L156 73H153V72H152V73H153V74H152L151 72H149V71H151ZM159 70H160V69H159ZM112 71H114V69H113ZM131 71H132L133 73L135 72L133 69H131ZM208 71H206V73H208ZM97 72H98V71H96V73H97ZM99 72H100V71H99ZM102 72H103V70H102ZM132 72H131V74H132ZM197 72H195V73L197 74ZM254 72H255L256 74H255ZM100 73H101V72H100ZM103 73H104V72H103ZM114 73H115V75H116V77H117V74H118V73H116L115 71H114ZM137 73H138V74H137ZM119 74H121V73H119ZM131 74H130V75H131ZM94 75H95V74H94ZM94 75H93V76H94ZM98 75H99V73H98ZM98 75H97V76H98ZM100 75L103 76L104 74L101 73ZM100 75H99L98 77H100ZM95 76H96V75H95ZM104 76H105V75H104ZM110 76H111V75H110ZM112 76H113V75H112ZM131 76H133V75H131ZM121 77H122V76H121ZM135 77H136V76H135ZM138 77H139V76H138ZM138 77H137V78H138ZM94 78H95V77H94ZM94 78H93V80H94ZM102 78H105V77H102ZM123 78L125 79V77H123ZM123 78H121V79L123 80ZM106 79H107V77H106ZM110 79H111V78H110ZM97 80H100V78H98ZM97 80H96V81H97ZM107 80H108L109 82L112 81V80H109V79H107ZM126 80H127V79H126ZM165 80H166V79H165ZM175 80H177V82L174 83ZM210 80H209V81H210ZM24 81H25V83L21 84V87H23L24 89H25V86H27V88H29V89H30V88H33V87H35L36 89H39V87L41 86L36 80L30 79V78H28V79H27V78H24ZM101 81H102V80H101ZM103 81H104V80H103ZM114 81H115V79L113 80V82H114ZM118 81H119V78H118ZM128 81H129V80H128ZM141 81H140V82H141ZM99 82H100V81H99ZM105 82H107V81H105ZM115 82H116V81H115ZM126 82H127V81H126ZM126 82H125V83H126ZM145 82H144V85H145ZM13 83H14V82H13ZM164 83H163V84H164ZM35 84H37V85H35ZM99 84H100V83H99ZM105 84H106V83H105ZM108 84H109V83H108ZM108 84H106V85L108 86ZM111 84H112V83H111ZM118 84H119V83H118ZM123 84H124V83H123ZM126 84L131 85V86L134 85V84L132 85V84H129V83H126ZM126 84H124V85L127 86ZM161 84H162V83H161ZM163 84H162V86H164ZM120 85H121V84H120ZM166 85H165V87H166ZM188 85H189V84H188ZM252 85H251V86H252ZM95 86H96V85H95ZM97 86H98V85H97ZM97 86H96V87H97ZM112 86H116V85L113 84ZM139 86H141V85H139ZM146 86H147V85H146ZM162 86H160V84H159V86H157V87H158V88H161ZM189 86H190V85H189ZM253 86H254V85H253ZM12 87H13V86H12ZM14 87H15V86H14ZM18 87L21 88L20 85H19ZM101 87H103V86H101ZM101 87H100V88H101ZM105 87H106V86H105ZM117 87H118V89H122L124 86H123L122 88H119V85H118V86H116V88H117ZM136 87H138V86H136ZM149 87H150V85H149L148 87H146L145 89H147V88H149ZM97 88H98V87H97ZM134 88H135V87H134ZM141 88H142V86H141ZM153 88H151V89H153ZM192 88H195V87H192ZM250 88L252 89L253 87H250ZM24 89H23V90H24ZM105 89H106V88H105ZM114 89H115V88H114ZM123 89H124V88H123ZM131 89H133V87H132ZM149 89H150V88H149ZM156 89H157V88L151 90V93L154 92V90H155V94H156V95H157V94L160 95L161 92H160V93H159V92L157 93V91H160L161 89H159V90H158V89L156 90ZM195 89H196V88H195ZM31 90H32V89H31ZM83 90H86V88L83 89ZM101 90H102V89H101ZM103 90H104V89H103ZM106 90H107V89H106ZM112 90H113V89H112ZM115 90L118 91L117 89H115ZM136 90H138V89L136 88ZM167 90H168V89H167ZM231 90L234 92L233 89H231ZM254 90H255V89H254ZM256 90L258 91V88H256ZM127 91H129V88H128ZM132 91H133V90H131L129 93H132V94H134L133 96H135V93L138 92L139 90L136 91L135 93H133L134 91H133V92H132ZM142 91H143V90H142ZM145 91H146V90H145ZM145 91H144V92H145ZM232 91H231V92H232ZM257 91H256V92H257ZM100 92H101V91H100ZM121 92H122V91H121ZM121 92H120V93H121ZM123 92H124V91H123ZM193 92L197 93L196 91H193ZM254 92H255V91H254ZM258 92H259V91H258ZM258 92H257V93H258ZM234 93H235V92H234ZM259 93H261L260 95L264 97V89H263V91H261V92H259ZM259 93H258V94H259ZM117 94H119V92H118ZM137 94H138V93H137ZM236 94H237V93H236ZM242 94H243V93H241V95H242ZM121 95H122V94H121ZM121 95H120V96H121ZM124 95H125V93H124ZM124 95H123V96H124ZM139 95H140V94H139ZM149 95H150V93H149ZM151 95L153 96V93H152ZM156 95H155V96H156ZM232 95H233V93H232ZM120 96H119V97H120ZM125 96H126V95H125ZM133 96H130V95H129L128 97L132 98ZM137 96H138V95H136V98H137ZM140 96H141V95H140ZM140 96H138V97H140ZM144 96H145V95H144ZM147 96H148V94H147ZM182 96H183V97H182ZM235 96H236V95H235ZM235 96H234V97H235ZM243 96H244V95H243ZM126 97H127V96H126ZM145 97H146V96H145ZM148 97H149V99H150V96H148ZM153 97H154V96H153ZM120 98H121V97H120ZM130 98H127V99H128L129 101H130V100H133V101H134V99H135V97H134V99H130ZM155 98H156V97H155ZM198 98H199V97H198ZM137 99H138V98H137ZM140 99H141V97H140ZM140 99H138V100H140ZM143 99H145V98H143ZM195 99H196V98H195ZM262 99L264 100V98H262ZM95 100H96V99H95ZM124 100H125V97H124L123 101H124ZM141 100H142V99H141ZM141 100H140V101H141ZM125 101H126V102H124V103H125V105H126V104L128 103V101H127V100H125ZM148 101H149V100H148ZM176 101H175V102H176ZM196 101H197V100H196ZM230 101H231V100H230ZM234 101H235V100H234ZM134 102H137V101H134ZM142 102H143V101H141V103H142ZM171 102H170L169 105H171ZM180 102H181V101H179L178 104H180ZM185 102H184V104H185ZM194 102H195V101H194ZM194 102H193V103H194ZM238 102H239V100H238ZM130 103H131V102H130ZM130 103H129V104H130ZM141 103H140V104H141ZM144 103H145V102H144ZM187 103H188V102H187ZM241 103H242V102H240V104H239V103H238V104L241 106ZM252 103H253V102H252ZM129 104H128V105H129ZM131 104H133V103H131ZM135 104H136V103H135ZM146 104H148V103L146 102ZM154 104H155V103H154ZM184 104H181V105H182V108H183V105H184ZM189 104H190V103H189ZM189 104H188V107H189ZM196 104H197L196 102H195V104H193V109L191 108V111L196 110V112H200V111H199L200 108H199V110L197 111V108H198L199 106H197ZM234 104H236V103H234ZM245 104L247 105V103H244V105L242 104L243 107L246 106ZM255 104H256V103H255ZM137 105H138V104H137ZM144 105H145V104H144ZM144 105H142L143 108H144ZM148 105H149V104H148ZM156 105H157V104H156ZM169 105H168V106H169ZM176 105H177V104H176ZM181 105H177V107H178V106L181 107ZM190 106H191V105H190ZM194 106H197V108L195 109ZM263 106H264V105H263ZM128 107H130V106H127V108H128ZM154 107H156V106H154ZM157 107H158V106H157ZM157 107H156V108H157ZM180 107H179V108H176V107H172V108H171V106H170L171 109L176 108L175 110H172V111H175V114H177V113L179 114L178 109H180ZM184 107H185V106H184ZM186 107H187V106H186ZM191 107H192V106H191ZM247 107L251 108V107L248 106V105H247ZM247 107H245V109H246ZM257 107H258V106H257ZM131 108H132V107H131ZM143 108H142V109H143ZM156 108H155V109H156ZM159 108H160V107H159ZM159 108L155 110V114H156V116L158 115L157 117H159V115H161V113H162V116H164V115H163V112H160V114H158L159 111H162V110H163L162 107H161L162 110H160L161 108H160V109H159ZM170 108H169V109H170ZM182 108H181V110H182ZM202 108H203V107H202ZM249 108L246 109V110H247V111H246L247 113H249ZM129 109H130V108H129ZM132 109H133V108H132ZM135 109H137V108H135ZM169 109H168V110H169ZM188 109L190 110V108H188ZM188 109H187V110H188ZM223 109H224V108H223ZM252 109H258V108H256V107L253 108V107H252L251 110H252ZM259 109H260V113H261V115L259 114V115L256 116V117H258V119H261V122H262V124H263V125H262V126H263L262 129H264V115L262 114V113H264V107H261V108L259 107ZM130 110H131V109H130ZM176 110H177V111H176ZM201 110H202V109H201ZM203 110H204V108H203ZM135 111H136V110H135ZM138 111H139V110H138ZM146 111H148V110H146ZM169 111H170V110H169ZM172 111H170V113H172ZM214 111H215V110H214ZM226 111H227V110H226ZM165 112H166V111H165ZM165 112H164V113H165ZM167 112H168V111H167ZM185 112H186V111H185ZM187 112L189 113V111H187ZM187 112H186V115H187L188 119L191 118V117H193V116H191V117L188 116L189 114H188ZM201 112H202V111H201ZM251 112H252V111H251ZM253 112H254V111H253ZM170 113H168V114H170ZM180 113H181V111H180ZM182 113H183V112H182ZM190 113H191V112H190ZM203 113H204V112H203ZM227 113H228V112H227ZM258 113H259V112H258ZM258 113H257V114H258ZM175 114H174V115H175ZM178 114H177V115H178ZM206 114H207V113H206ZM228 114H229V113H228ZM230 114H232V113H230ZM249 114H250V113H249ZM252 114H255V113H252ZM147 115H148V112H147ZM179 115H180V114H179ZM179 115H178V116H179ZM184 115H185V114H184ZM184 115H181V116H184ZM191 115H192V113H191ZM194 115H195V114H194ZM209 115H210V114H209ZM209 115H206V116L208 117ZM255 115H256V114H255ZM148 116H149V115H148ZM165 116H167V115L165 114ZM178 116H177V117H178ZM198 116H199V115H198ZM261 116H263V117H261ZM157 117H156V118H157ZM169 117H170V115L168 116V118H169ZM213 117H214V116H213ZM213 117L209 116V118H211L210 121H212V124H213V123L215 124L216 121L214 122L213 120H215L216 118H215V119H212ZM231 117H233V115H232ZM259 117H260V118H259ZM171 118H174V117L172 116ZM175 118H176V117H175ZM175 118H174V119H175ZM181 118H182V117H181ZM199 118H200V117H199ZM203 118H205V117L203 116ZM209 118H207V119H209ZM217 118H218V117H217ZM158 119H159V118H158ZM169 119H170V118H169ZM192 119H193V118H192ZM192 119H191V120H192ZM232 119H233V118H232ZM139 120H140V119H139ZM216 120H217V119H216ZM218 120H219V119H218ZM233 120H234V119H233ZM237 120H238V119H237ZM172 121H173V119H172ZM193 121H194V120H193ZM208 121H209V120H208ZM227 121H228V120H227ZM234 121H236V120H234ZM139 122L141 123V121H139ZM170 122H171V119H170ZM175 122H176V121H175ZM246 122H247V121H246ZM134 123H135V122H134ZM136 123H137V122H136ZM232 123H233V122H232ZM132 124H133V123H132ZM137 124H138V123H137ZM212 124H211V125H212ZM218 124H220V123L215 124V126H217ZM233 124H234V123H233ZM236 124H237V122H235V125H236ZM133 125H134V124H133ZM167 125H168V123H167ZM169 125H170V124H169ZM194 125H195V124H194ZM242 125H243V124H242ZM190 126H191V125H190ZM209 126H210V125H209ZM248 126H249V125H248ZM194 127L196 128V126H194ZM236 127H238V129H240V128H239V124H237ZM240 127H241V125H240ZM166 128H167V127H166ZM190 128L192 129V126H191ZM215 128H216V129H217V128H221L220 130H222V129H224V126L222 125V126H218V127H215ZM215 128H214V129H215ZM164 129H165V128H164ZM182 129H183V128H182ZM182 129H181V132H182ZM212 129H213V128H212ZM214 129H213V130H214ZM238 129L235 130V131L237 132V134H231V135H230V132L226 131L224 134L227 135L228 137L225 136V135L222 136V137L224 138V141H226V140H228V139H229V140H232V142L240 141V139H241L240 136L242 135L243 129H242V128H241L242 130H238ZM250 129H251V128H250ZM250 129H249V130H250ZM254 129H255V128H254ZM167 130H168V129H167ZM173 130H174V129H173ZM173 130H172V132H173ZM186 130H187V129H186ZM194 130H195V129H194ZM217 130H218V129H217ZM249 130H247V131H249ZM251 130H252V129H251ZM258 130H259V129H258ZM164 131H165V130H164ZM176 131H177V130H176ZM215 131H216V130H215ZM238 131H241V132L238 133ZM253 131H254V130H253ZM255 131H256V130H255ZM168 132H169V130H168ZM168 132H167V133H168ZM174 132H175V131H174ZM250 132H251V131H250ZM257 132H258V131H256V133H257ZM259 132H260V131H259ZM259 132H258V133H259ZM170 133H171V132H170ZM175 133H176V132H175ZM179 133H180V132H179ZM197 133H198V132H197ZM231 133H232V132H231ZM254 133H255V132H254ZM260 133H261V132H260ZM262 133H263V132H262ZM168 134H169V133H168ZM173 134H174V133H172V135H173ZM246 134H247V132H246ZM176 135H177V134H176ZM260 135H262V134H260ZM263 135H264V133H263ZM226 137H227L228 139H227ZM242 137H243V136H242ZM231 138H232V139H231ZM258 138H260V137L258 136ZM188 139H190V138L188 137ZM188 139H187V140H188ZM261 139H262V138H261ZM263 140H264V139H263ZM263 140H262V141H263ZM191 141H192V140H191ZM194 141H195V140H194ZM194 141H193V142H194ZM172 142H173V141H172ZM187 142H188V141H187ZM254 142H255V141H254ZM263 142H264V141H263ZM185 143H186V142H185ZM188 143H189V142H188ZM260 143H261V142H260ZM194 144H195V143H194ZM231 144H232V143H231ZM239 144H240V143H239ZM262 144H263V143H262ZM190 145H192V143L189 144V146H190ZM173 146H174V145H173ZM197 146H198V144H197ZM195 148H196V147H195ZM228 148H230V147H228ZM240 148H241V147H240ZM173 149H174V148H173ZM0 150H1V149H0ZM169 150H171V148H170ZM169 150H168V151H169ZM174 150H175V149H174ZM217 150H218V149H217ZM219 150H220V149H219ZM226 150H227V149H226ZM5 151H6V150H5ZM171 151H173V150H171ZM171 151H169V152H171ZM224 151H225V150H224ZM169 152H168V156H169L171 153H173V152H171V153H169ZM193 152H194V151H193ZM206 152H207V151H206ZM213 152H214V151H213ZM6 153H7V152H6ZM187 153H188V152H187ZM210 153H211V152H210ZM173 154H174V153H173ZM173 154H172V155H173ZM175 154H176V152H175ZM178 154H179V153H178ZM184 154H185V153H184ZM208 154H209V153H208ZM212 154H213V153H212ZM182 155H183V154H182ZM214 155H215V154H213V156H214ZM168 156H167V157H168ZM184 156L186 157L187 155H184ZM202 156H203V155H202ZM9 157H10V156H9ZM169 157H170V156H169ZM169 157H168V158H169ZM185 157H184V158H185ZM190 157H191V156H190ZM193 157H194V156H193ZM7 158H8V157H7ZM197 158H198V157H197ZM187 159H189V157L186 158L185 160L183 159V161L185 162V164H186V162L188 161ZM190 159H191V158H190ZM205 161H206V160H205ZM0 162H1V161H0ZM190 162H191V160H190ZM188 164L191 165L190 163H188ZM199 164H200V163H199ZM129 165H130L131 167H130ZM129 165H127V166H129L130 168H132V165H133V164H132V165L129 164ZM186 165H187V164H186ZM189 165H188V166H189ZM201 165H202V164H201ZM2 166H3V164H2ZM196 166H197V165H196ZM196 166H195V167H196ZM129 167H128V168H129ZM134 167H135V165H134ZM134 167H133V168H134ZM184 167H185V166H184ZM197 167H198V166H197ZM197 167H196V168H197ZM199 167H201V166H199ZM199 167H198L197 169H199ZM130 168H129V169H130ZM133 168H132V169H133ZM138 168H141V167H138ZM167 168H168V167H167ZM169 168H170V167H169ZM189 168H190V167H189ZM126 169H127V167H126ZM136 169H137V168H136ZM200 169H201V168H200ZM127 170H128V169H127ZM130 170H131V169H130ZM139 170H140V169H139ZM164 170H165V169H164ZM170 170H171V169H170ZM174 170H175V169H174ZM176 170L178 171V170H180V169H176ZM195 170H196V169H195ZM203 170H204V169H203ZM131 171H132V170H131ZM133 171H134V170H133ZM133 171H132V172H133ZM135 171H136V170H135ZM205 171H206V170H205ZM170 172H171V171H170ZM173 172H175V171H173ZM208 172H209V171H208ZM256 172H257V171H256ZM212 173H213V172H212ZM169 174H170V173H169ZM172 174H174V173H172ZM178 174H179V173H178ZM180 174H181V171H180ZM175 175H176V174H175ZM194 175H195V174H194ZM212 175H213V174H212ZM178 176H179V175H178ZM219 176H220V175H219ZM261 176H262V175H261ZM147 177H148V176H147ZM184 177H185V176H184ZM211 177H212V176H211ZM213 177H214V176H213ZM214 178H215V177H214ZM148 179H149V178H148ZM216 179L219 180L218 177H216ZM152 180H153V179H152ZM261 180H262V179H261ZM204 181L206 182L207 180H204ZM219 181H220V180H219ZM219 181H218V182H219ZM237 181H238V180H237ZM258 181H259V180H258ZM181 182H182V181H181ZM200 182H201V181H199V185H200V186H202V185L204 186V185L210 183V182L207 181L208 183H206V184H200ZM220 182H223V181H220ZM234 182H235V181H234ZM173 183H174V182H173ZM178 183H179V181H178ZM183 183H184V182H182V184H183ZM223 183H224V182H223ZM223 183L220 184V185H223ZM226 183H227V182H226ZM242 183H243V182H242ZM182 184H181V185H182ZM212 184H213V182H212ZM216 184H217V183H216ZM233 184H234V183H233ZM171 185H172V184H171ZM175 185H176V184H175ZM192 185H193V184H192ZM192 185H191V186H192ZM194 185H195V183H194ZM213 185H214V184H213ZM213 185H209V184H208L209 187H210V186H213ZM220 185H217L216 187H219ZM226 185H227V184H226ZM249 185H250V184H249ZM169 186H170V185H169ZM184 186H185V185H184ZM188 186H189V185H188ZM203 186H202V190H199V189H196V187L194 188V187H190V186L187 187V189H182V190H187V193L184 191L187 195H186L184 198H182L181 200H180V199L176 200V198H177L178 196L176 197V196L171 195V196H172V197H171V203H170L169 205L163 206L164 203H165V200L167 201V204H168V200H170V198H168V197H167L168 199H164V203H163L162 205H161L160 202H157V203L155 202V205H157V206L154 205V209L156 208V213H157V211H160V213H161L162 210H165L166 212H168L167 214H169V213H170L171 215L173 214L172 216H174V214H175V216L178 217V219H179V218H181L182 215H183L182 212H183V210H185L184 207H185L189 202L191 203V202L193 201V199H194V201H198V202H192V203H194V205L192 204V207H190L191 205L188 204V205H187V206H188L187 209H189V210L191 211V213H192L195 217L198 216L197 219L199 218V221H198V220H197L198 222L194 221V222H196L195 225H203V224L205 225L207 222H209V221H213V219H214V220H218L219 218L222 217L223 214H225V213H223V212H219L220 209H217V206H218V205H216V206L213 205V202H215V199H218V197H219L220 195L217 194V196H216V194H215V193H216L215 190H213V193H211L210 191H212V190H209V188L206 189V190H205V189L203 190ZM208 186H207V187H208ZM228 186H229V185H228ZM230 186H231V185H230ZM238 186H239V185H238ZM238 186H237V187H238ZM181 187L183 188V186H181ZM181 187H180V189H181ZM204 187H205V186H204ZM213 187H214V186H213ZM213 187H212V188H213ZM216 187H215L214 189H216ZM232 187H233V186H232ZM184 188H185V187H184ZM200 188H201V187H200ZM212 188H211V189H212ZM244 188H245V187H244ZM172 189H174L175 191L177 190V189H175V188H172ZM188 189H189V190H188ZM222 189H223V188H222ZM253 189H254V188H253ZM0 190H1V189H0ZM170 190H171V188H170ZM170 190H168V191H170ZM174 190H171V191L174 192ZM207 190H209V191H207ZM220 190H221V188H220ZM229 190H230V189H229ZM244 190H245V189H244ZM2 191H3V190H2ZM152 191H153V190H152ZM156 191H157V190H156ZM171 191H170V192H171ZM249 191H250V190H249ZM3 192H4V191H3ZM154 192H155V190H154ZM154 192H153V193H154ZM176 192H177V191H176ZM180 192H181V191H180ZM182 192H183V191H182ZM214 192H215V193H214ZM241 192H242V191H241ZM148 193H149V192H148ZM151 193H152V192H151ZM155 193H156V192H155ZM174 193H175V192H174ZM174 193H172V194H174ZM178 193H179V192H178ZM237 193H238V192H237ZM237 193H236V194H237ZM157 194H159V193H157ZM166 194H167V193H166ZM166 194H162V195H166ZM214 194H215V195H214ZM226 194H227V193H226ZM238 194H239V193H238ZM253 194H254V193H253ZM155 195H156V194H155ZM162 195H161V193H160V196H161L162 198H165V197H163ZM175 195H176V194H175ZM183 195H184V193H183ZM198 195H199V198H198ZM231 195H232V193L229 195V197H231ZM233 195H234V194H233ZM233 195H232V196H233ZM240 195H241V194H240ZM254 195H255V194H254ZM153 196H154V194H153ZM157 196H159V195H157ZM160 196H159V198H161ZM224 196H225V195H224ZM234 196H235V195H234ZM242 196H243V193H242ZM155 197H156V196H155ZM174 197H176V198L174 199ZM179 197H180V193H179ZM179 197H178V198H179ZM226 197H227V196H226ZM229 197H227V198L229 199ZM235 197H236V196H235ZM180 198H181V197H180ZM221 198H222V197H221ZM224 198H225V197H224ZM172 199H173V200H172ZM222 199H223V198H222ZM230 199H232V197H231ZM230 199H229V200H230ZM159 200L162 202L163 199H159ZM174 200H175V201H174ZM179 200H180V201H179ZM187 201H188V202H187ZM227 201H228V200H227ZM152 202H153V201H152ZM217 202H218V201H217ZM217 202H216V203H217ZM222 202H223V201H222ZM224 202H225V201H224ZM84 203H86V202H84ZM124 203H125V202H124ZM133 203H134V201L131 202V205H132ZM144 203H145V202H144ZM144 203H142V205H143ZM159 203H160V204H159ZM185 203H186V204H185ZM211 203H212V205H211ZM257 203H258V202H257ZM125 204H126V203H125ZM145 204H146V203H145ZM149 204H150V203H149ZM158 204L161 205V206H158ZM208 204H210V206H209ZM214 204H215V203H214ZM131 205H130V206L127 205V206H128V207H131ZM134 205H137V206H139V207L141 206L140 204H139V205L136 204V202L133 204V206H134ZM151 205H152V204H151ZM207 205H208V206H207ZM228 205H229V204H228ZM127 206H126V207H127ZM133 206H132V207H133ZM147 206H148V204H147ZM149 206H150V205H149ZM152 206H153V205H152ZM152 206H150V207L152 208ZM202 206H203V208H202ZM226 206H227V205H226ZM124 207H125V206H124ZM141 207H143V206H141ZM150 207H149V208H150ZM199 207H201V208L199 209ZM262 207H263V206H262ZM147 208H148V207H147ZM157 208H158V209H157ZM218 208H221V206H219ZM119 209H120V208H119ZM121 209H122V208H121ZM123 209H124V208H123ZM130 209H131V208H130ZM133 209H134V208H133ZM135 209H136V207H135ZM135 209H134V211H135ZM141 209H142V208H141ZM144 209H146V208H144ZM227 209H228V208H227ZM227 209H225V210H227ZM229 209H230V208H229ZM229 209H228V210H229ZM137 210H138V207H137ZM137 210H136V211H137ZM150 210H151V209H150ZM189 210H188V211H189ZM225 210H224V211H225ZM228 210H227V211H228ZM131 211H132V209H131ZM145 211H147V209H146ZM145 211H144V212H145ZM151 211H153V209H152ZM188 211H187V212H188ZM222 211H223V209H222ZM148 212H149V211H148ZM166 212H164V213L166 214ZM225 212H226V211H225ZM229 212H230V211H229ZM251 212L253 213V211H251ZM152 213H153V212H151L150 214H152ZM154 213H155V212H154ZM154 213H153V214H154ZM156 213H155V215L152 214V215H150L149 217H152V216H153L154 218L152 217V219H156V220L159 219V217H160V215L158 214L159 212L157 213V215H156ZM183 213H185V212H183ZM165 214H164V215H161V216L163 217V216H165ZM170 214H169L168 216H170ZM144 215H145V214H144ZM168 216H167V217H168ZM252 216H253V215H252ZM176 217H174V218H176ZM185 217H187V215H186ZM190 217H192V216L190 215ZM227 217H228V216H227ZM139 218H140V217H139ZM164 218H165V217H164ZM174 218H173V219H174ZM183 218H184V216L181 218V219H182V220H181L182 223H180V224H176V223H173L174 221L172 220V218L169 217V220H168L169 223H167L168 226H167V225H163V224H161V226L163 225L164 228L161 227L160 230H159V228H158L157 231L159 232V234H160V236H161V240H162V243H163V247H164V249L167 247V249L171 250L170 248H168L169 246H176V247H178L179 249H190L189 251H191V249H194L193 251L195 252V248H197V246L199 247L200 245H197V244H196L197 246L195 247V246H194V241H195V243H196V242H199V243L203 246V248H204V246H205V247L207 246L208 248L206 247L207 249L205 248V249H206V250L204 249L205 251H203V249H202L201 247H199V248H201L202 251H198V250H200V249L197 248V249H198L197 252H196L197 254H195V255L198 256V257H196V258H197L199 261L196 262V263L201 262L202 264H216L217 262L214 263V262H213V258H215V256L218 255V253L216 254L218 245H217V244L215 245V242L212 241V240H210V239H212L211 237H213V236H209L210 239H208L209 237L206 238L207 234H206V236H204V233H205V232H203V234H201V233H202V232H201L202 230H199V229H198V231H200L201 233H196V228H195V230H194V227H197V226H194V227H193L192 223H190L191 218H189V215H188V220H187V218H186V219H185V218L183 219ZM193 218H194V217H193ZM210 218H213V219H210ZM150 219H151V218H150ZM170 219H171L173 222H170V221H171ZM163 220H164V219H163ZM175 220H176V219H175ZM227 220H228V219H227ZM250 220H252V219L250 218ZM161 221H162V220H161ZM165 221H166V220H165ZM238 221H239V220H238ZM143 222H144V221H143ZM150 222H156V221H151V220H150ZM162 222H163V221H162ZM166 222H167V221H166ZM218 222H219V221H218ZM239 222H240V221H239ZM0 223H1V222H0ZM144 223H145V222H144ZM213 223H214V222H213ZM213 223H212V225H213ZM221 223H222V222H221ZM240 223H241V222H240ZM137 224H138V223H137ZM145 224H146V225H145ZM145 224H144L145 226L148 225L147 223H145ZM193 224H194V223H193ZM229 224H230V223H229ZM238 224H239V223H238ZM238 224H236V225H238ZM263 224H264V223H263ZM139 225H140V224H139ZM159 225H160V224H159ZM224 225H225V224H224ZM230 225H231V224H230ZM244 225H245V224H244ZM165 226H167V227H165ZM187 226H188V228H187ZM205 226H206V225H205ZM217 226H218V225H217ZM222 226H223V224H222ZM222 226L220 225V227H222ZM240 226H241V225H240ZM263 226H264V225H263ZM157 227H158V225H157ZM192 227H193V229H192ZM207 227H208V226H207ZM225 227H226V226H225ZM225 227H224V230H225ZM252 227H253V226H252ZM139 228H140L141 230L143 229L142 227H139ZM147 228L152 229V228H154V227L151 226V228H150L149 226H147ZM199 228H200V227H199ZM217 228H219V227H217ZM235 228H236V227H235ZM235 228H234V229H235ZM145 229H146V228H145ZM145 229H143V230H145ZM186 229H192V230H194V231H195V234L193 233L194 231H192V232L189 231V232H190L191 234H194L195 237L192 235V236L194 237V238H192L191 234L189 235L188 233L185 234V236H183L182 233H183L184 231L186 232ZM204 229H205V228H204ZM204 229H203V230H204ZM209 229H210V228H209ZM215 229H216V228H215ZM222 229H223V227H222ZM240 229H241V228H240ZM153 230H154V229H153ZM213 230H214V229H213ZM217 230H219V229H217ZM217 230H216L217 233H214V234H217V237L219 236V238H220V235H218V231H217ZM227 230H228V228H227ZM229 230H231V229H229ZM118 231H119V229H118ZM155 231H156V229H155ZM198 231H197V232H198ZM225 231H226V230H225ZM233 231H234V230H233ZM119 232H121V231H119ZM140 232H141V231H140ZM185 232H184V233H185ZM211 232H212V231H211ZM147 233H148V232H147ZM228 233H229V232H228ZM233 233H234V232H233ZM144 234L146 235V233H144ZM247 234H248V233H247ZM250 234H251V233H250ZM186 235H189L191 238H190V237H186ZM208 235H209V234H208ZM210 235H213V234H210ZM234 235H235V234H234ZM248 235H249V234H248ZM251 235H252V234H251ZM155 236H156V235H155ZM232 236H233V235H232ZM249 236H250V235H249ZM254 236H255V235H254ZM150 237H151V236H150ZM153 237H154V235H153ZM215 237H216V236H215ZM215 237H214V238H215ZM222 237H224V236H222ZM222 237H221V238H222ZM247 237H248V236H247ZM127 238H128V237H127ZM214 238H213V239H214ZM257 238H258V237H257ZM0 239H1V238H0ZM131 239H132V238H131ZM131 239H130V237H129V240H131ZM136 239H137V238H136ZM136 239H135V240H136ZM223 239H224V238H223ZM252 239H253V238H252ZM252 239H251V240H252ZM135 240H131V241L134 242ZM215 240H218V239L215 238ZM255 240H256V239H255ZM263 240H264V239H263ZM1 241H2V240H1ZM131 241H130V242H131ZM219 241H220V240H219ZM219 241H218V244H219ZM252 241H253V240H252ZM130 242H129V243H130ZM133 242H132V243H133ZM139 242H141V241H139ZM153 242H154V241H153ZM223 242H224V240H223ZM0 243H1V242H0ZM132 243H131V245H133ZM135 243H136V242H135ZM137 243H138V242H137ZM141 243H142V242H141ZM216 243H217V242H216ZM252 243H253V242H252ZM153 244H154V243H153ZM220 244H222V243H220ZM223 244H224V243H223ZM223 244H222V245H223ZM262 244H263V242H262ZM139 245H140V244H139ZM141 245L143 246V243H142ZM226 245H227V243H226ZM231 245H232V244H231ZM231 245H229L230 248H231ZM144 246L146 247V244H145ZM255 246H256V245H255ZM2 247H3V246H2ZM2 247H1V248H2ZM148 247H149V245H147V248H148ZM225 247H226V246H225ZM141 248H142V247H141ZM152 248H153V247H152ZM234 248H235V247H234ZM3 249H4V248H3ZM143 249H144V248H143ZM167 249H166V250H167ZM173 249H174V248H172V250H173ZM231 249H232V248H231ZM258 249H259V248H258ZM34 250H35V249H34ZM146 250H147V249H146ZM149 250H150V249H149ZM149 250H148V251H149ZM176 250H177V248H176ZM176 250H175V252H176ZM240 250H241V248H240ZM254 250H255V249H254ZM0 251H1V250H0ZM140 251L144 252L142 249H141ZM148 251L146 252L147 255H148ZM153 251H154V250H153ZM193 251H192V254H193ZM1 252H2V251H1ZM41 252H42V251H41ZM151 252H152V251H151ZM171 252L174 253V251H171ZM171 252H170V254H171ZM233 252H234V250H233ZM3 253H4V252H3ZM139 253H141V252H139ZM152 253H153V252H152ZM163 253H164V252H163ZM167 253H168V252H167ZM237 253H238V252H237ZM258 253H260V251H259ZM0 254H1V253H0ZM137 254H138V252H137ZM142 254H143V253H142ZM142 254H141V255H142ZM144 254H145V253H144ZM144 254H143V255H144ZM215 254H216V255H215ZM225 254L227 255L226 252H225ZM2 255H3V254H2ZM2 255H1V256H2ZM38 255H39V254H38ZM143 255H142V256H143ZM160 255H162V254H160ZM160 255H159V253H158V256H160ZM172 255H173V254H172ZM236 255H237V254H236ZM236 255H234V256L236 257ZM260 255H261V253H260ZM1 256H0V257H1ZM3 256H5V255H3ZM32 256H33V255H32ZM34 256H35V255H34ZM52 256H53V255H52ZM52 256H51V257H52ZM139 256H140V255H139ZM139 256H138V258H139ZM142 256H140V259H145V257L142 258ZM144 256H145V255H144ZM167 256H168V255H167ZM167 256H165V257H167ZM193 256H194V255H193ZM218 256H220V255H218ZM218 256H216V257H218ZM5 257H6V256H5ZM149 257H150V256H148V258H149ZM2 258H3V257H2ZM6 258H7V257H6ZM35 258H36V257H35ZM52 258H53V257H52ZM146 258H147V257H146ZM153 258H154V257H153ZM153 258H152V259H153ZM169 258H171L170 255H169ZM236 258H237V257H236ZM239 258H240V257H239ZM239 258H238V259H239ZM37 259H38V258H36V260H37ZM124 259H125V258H124ZM127 259H128V258H127ZM152 259H151V257H150V260H152ZM218 259H219V257H218ZM2 260H4V259H2ZM5 260H6V259H5ZM39 260H40V259H39ZM53 260H54V259H53ZM128 260H129V259H128ZM132 260H133V258H132ZM145 260H147V259H145ZM148 260H149V259H148ZM167 260H168V259H167ZM170 260H171V259H170ZM172 260H174V258H173ZM175 260H176V262L181 263V262H182V257H181V256H176ZM175 260H174V261H175ZM8 261H9V260H8ZM140 261H142V260H140ZM152 261H153V260H152ZM6 262H7V260H6ZM10 262H11V260H10ZM53 262H54V261H53ZM55 262H56V261H55ZM102 262H103V261H101V264H104V262H103V263H102ZM166 262L170 263V261H166ZM48 263H49V262H48ZM107 263H109V262H107ZM116 263H117V262H116ZM136 263H137V262H136ZM140 263H144V262H140ZM140 263H139V264H140ZM147 263H148V262H147ZM219 263H220V262H219ZM219 263H218V264H219ZM239 263H240V262H239ZM38 264H39V263H38ZM50 264H51V263H50ZM54 264H55V263H54ZM105 264H106V262H105ZM118 264H119V262H118ZM145 264H146V262H145ZM149 264H150V263H149ZM181 264H182V263H181Z\"/></svg>",
  "mask_w": 264,
  "mask_h": 264
},
{
  "label": "snow or ice",
  "instance_id": "6c2138e0",
  "mask_svg": "<svg viewBox=\"0 0 264 264\" xmlns=\"http://www.w3.org/2000/svg\"><path fill=\"white\" fill-rule=\"evenodd\" d=\"M25 90H27V86H25ZM15 91L17 92V93H20V89L19 88H17V89H15Z\"/></svg>",
  "mask_w": 264,
  "mask_h": 264
}]
</instances>
